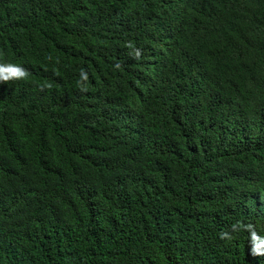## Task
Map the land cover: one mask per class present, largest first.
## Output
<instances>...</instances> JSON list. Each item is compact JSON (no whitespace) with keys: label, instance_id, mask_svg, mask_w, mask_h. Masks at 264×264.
Segmentation results:
<instances>
[{"label":"trees","instance_id":"16d2710c","mask_svg":"<svg viewBox=\"0 0 264 264\" xmlns=\"http://www.w3.org/2000/svg\"><path fill=\"white\" fill-rule=\"evenodd\" d=\"M7 66L0 264H264V0H0Z\"/></svg>","mask_w":264,"mask_h":264},{"label":"clouds","instance_id":"9594fccd","mask_svg":"<svg viewBox=\"0 0 264 264\" xmlns=\"http://www.w3.org/2000/svg\"><path fill=\"white\" fill-rule=\"evenodd\" d=\"M3 73L6 75H0V79H8L10 77H24L26 75L25 70L20 66H7L3 67ZM255 235V233H253Z\"/></svg>","mask_w":264,"mask_h":264}]
</instances>
